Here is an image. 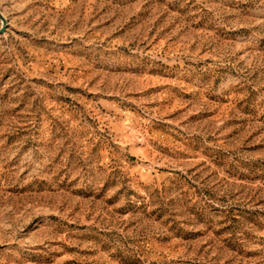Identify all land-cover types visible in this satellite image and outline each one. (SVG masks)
I'll return each mask as SVG.
<instances>
[{
    "label": "rangeland",
    "instance_id": "obj_1",
    "mask_svg": "<svg viewBox=\"0 0 264 264\" xmlns=\"http://www.w3.org/2000/svg\"><path fill=\"white\" fill-rule=\"evenodd\" d=\"M0 14V264H264V0Z\"/></svg>",
    "mask_w": 264,
    "mask_h": 264
},
{
    "label": "water",
    "instance_id": "obj_2",
    "mask_svg": "<svg viewBox=\"0 0 264 264\" xmlns=\"http://www.w3.org/2000/svg\"><path fill=\"white\" fill-rule=\"evenodd\" d=\"M0 19L2 20L3 24L5 23V18L0 14ZM2 31V28L0 29Z\"/></svg>",
    "mask_w": 264,
    "mask_h": 264
}]
</instances>
